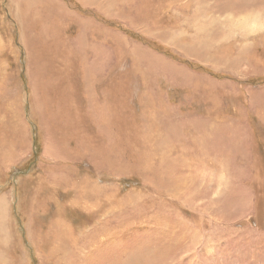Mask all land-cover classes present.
Wrapping results in <instances>:
<instances>
[{
  "label": "rangeland",
  "instance_id": "374dc122",
  "mask_svg": "<svg viewBox=\"0 0 264 264\" xmlns=\"http://www.w3.org/2000/svg\"><path fill=\"white\" fill-rule=\"evenodd\" d=\"M52 1L0 0V264H264V0Z\"/></svg>",
  "mask_w": 264,
  "mask_h": 264
},
{
  "label": "crops",
  "instance_id": "0c3cea01",
  "mask_svg": "<svg viewBox=\"0 0 264 264\" xmlns=\"http://www.w3.org/2000/svg\"><path fill=\"white\" fill-rule=\"evenodd\" d=\"M17 4H15V10H10V14L13 16L12 20L18 25H22V17H25L26 15L29 16L31 14V0H24V2H21L20 0H17ZM53 2H56V0H53Z\"/></svg>",
  "mask_w": 264,
  "mask_h": 264
},
{
  "label": "bare ground",
  "instance_id": "6f19581e",
  "mask_svg": "<svg viewBox=\"0 0 264 264\" xmlns=\"http://www.w3.org/2000/svg\"><path fill=\"white\" fill-rule=\"evenodd\" d=\"M226 1L224 0V3L223 4H226L225 3ZM260 3L261 2H263V1H259ZM228 4H229V6L230 5H232L233 7H236L237 9H239V4H241V5H245V0H239L238 2L236 1V0H230L229 2H227ZM247 5H248V3H247ZM231 6V7H232ZM228 7V6H227ZM230 7V8H231ZM260 7V6H259ZM257 22V21H256ZM238 61V60H237ZM165 167V166H164Z\"/></svg>",
  "mask_w": 264,
  "mask_h": 264
}]
</instances>
